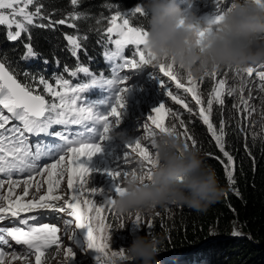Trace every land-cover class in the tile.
I'll list each match as a JSON object with an SVG mask.
<instances>
[{
  "label": "snow or ice",
  "instance_id": "obj_1",
  "mask_svg": "<svg viewBox=\"0 0 264 264\" xmlns=\"http://www.w3.org/2000/svg\"><path fill=\"white\" fill-rule=\"evenodd\" d=\"M35 0H0V25H6L9 29L8 39L12 41L18 40L22 32H27L28 26L33 25L34 18L41 17L42 5L38 3L34 11H29V6L33 5ZM256 3H264V0H255ZM215 12L211 17L205 18L206 27L193 26L197 29L199 44L206 33L212 30L213 25H217L223 19L226 11L230 10L232 3L229 5V0H214ZM72 5L77 4V0H71ZM139 14L145 16L142 6L135 7L133 15ZM22 18V19H18ZM120 13L111 17V25L106 30V35L113 44L114 50L107 52V59H123L122 64H118V68L134 70L142 66L151 65L153 68L159 69V72L170 81L175 82L177 89H183L186 93L191 94V99L196 105H199L197 113L203 124L207 126V131L214 139L219 151L226 158V162L219 157H215L224 167L225 174L229 184H233V173L235 171L234 157L225 148V121H220L217 128L212 122V112L214 101L220 105L224 104V94L226 80L219 79L214 86L212 93L206 101L199 91L198 79L186 74L187 86L182 82L181 69L174 63H154V58L148 53L143 45L147 36V31L143 26H132L129 18L121 17L122 23L117 24V18ZM64 24L65 21H59ZM183 23V20L181 21ZM15 27V31L11 29ZM44 26V25H41ZM113 36L116 38L113 39ZM72 48V54L75 56L81 48L79 40L73 36L66 37ZM129 46H134L133 56H138L139 59H125L124 52ZM37 53L34 52L31 44L27 45L26 57H34ZM78 73H83L86 76H91L90 83H79L76 86H71L68 79L63 77L56 79L55 84L48 80L40 78L39 85L43 86L46 93L53 98L52 102L45 99L44 95L35 94L34 90L29 86L19 82L4 63H0V174L7 177V180L0 179V189H3L5 184L8 185L7 194L0 195V222L16 221L24 227H0V233L6 234L17 245L24 246L23 253L15 251L7 252L0 248V260L5 255H11V261L18 259H29L34 256V264H45L48 259L47 253L55 247L56 250H61L63 238L60 233V228L55 223L41 222L43 217L48 214H63L67 213L69 219H64L65 231L71 230L68 236L69 241H73L76 246L83 251H91L95 253V264H118L120 261H127V257L123 248L113 251L110 245L111 237L108 234L106 225L105 212L110 209L105 206H97L93 199L87 198L88 195L95 196L97 188H92L91 192L86 191V184L91 169L81 163L83 157L91 158L95 154L102 151L101 142L109 139L114 127L120 123L121 109L125 105V92L127 91L126 83L128 76L124 75L122 79L116 75L112 79L96 77L90 73L88 67L79 66L76 70L71 71L70 75L76 77ZM236 73L241 79L238 88H228L227 95L231 96L235 92L243 93L245 86L248 83L245 76L251 78L254 74L253 67L247 69L236 68ZM216 70L206 74L205 76L216 77ZM255 76L260 81V88L264 90V71L255 72ZM159 81L161 89L170 87L166 85L163 79L154 76ZM200 79H203L201 77ZM123 85V86H121ZM94 86H106L113 91V95L106 100L98 102L86 101L82 96L87 90ZM167 95L176 102L182 105L189 114L193 109L185 102L183 98L173 94V91L168 90ZM241 105H244L243 96L240 97ZM109 105L106 111H102L103 105ZM6 110L8 114L5 115ZM179 114L172 112L166 108L164 103H159L155 106L146 120L149 123H142L139 132H143V140L148 141L147 144L141 142V139H135L126 143V147L135 153L140 161L143 162L141 171L150 174L151 168L154 165V148L155 136L161 132L176 131L175 127L166 126V118H178ZM18 121L19 126L13 124L12 127H6L10 121ZM180 125L184 126V121L180 119ZM53 125H61L67 128L70 125L82 126V131L71 133L74 137L69 138L65 132L57 131L55 137H59L64 143L55 145L43 155L49 158H54L60 152L59 159L55 162L45 165L43 168H38L36 161L40 159L42 153L39 146L33 152L29 146L27 134L39 135L41 133L50 134L49 129ZM187 132L185 128V133ZM87 137V139H85ZM98 137V139H97ZM190 140L192 145H196V140L190 135H185L186 146ZM70 154V155H69ZM67 157V160H66ZM125 162L127 157H124ZM108 175L112 177L114 184L104 198L108 205L109 200L115 195L121 194L124 191L123 183L129 174H136V170L121 171L120 167L115 169H107ZM33 173L35 175L46 174L44 183L47 185V190L44 194L39 195L41 191V183H30L32 175L23 181L22 195H15L14 188L19 187L20 181L13 179L14 174L18 173ZM67 173V188L71 191L69 196L57 194L61 187V181ZM143 178V177H142ZM35 189L30 199H25L30 195V188ZM102 190L99 189V193ZM114 191L115 195L111 192ZM62 202V206L58 204ZM22 213L30 215L21 218ZM134 224L142 225L141 215L136 213ZM123 227V224H121ZM149 229L151 224L148 225ZM86 229L84 235V246H80L78 239V230ZM0 234V244L8 245L9 241L5 235ZM77 253L73 247H67L65 252L66 264H73Z\"/></svg>",
  "mask_w": 264,
  "mask_h": 264
},
{
  "label": "trees",
  "instance_id": "obj_2",
  "mask_svg": "<svg viewBox=\"0 0 264 264\" xmlns=\"http://www.w3.org/2000/svg\"><path fill=\"white\" fill-rule=\"evenodd\" d=\"M37 3L42 5L41 17L34 18L18 40L8 39L7 27L0 25V60L22 84L40 94L35 86L40 78L55 82L63 77L72 82L77 78L70 73L79 66L108 79L116 75L121 78L125 69L117 65L123 59L109 60L105 55L115 47L106 30L117 13L127 14L133 26L144 27V16L133 15L142 0H77L76 5L71 0H35L32 11ZM61 20L65 23L60 24ZM67 36L81 44L75 56ZM29 44L37 53L34 57H26ZM133 51L134 46L126 48L124 58L138 60ZM135 85L146 86L141 81ZM106 99L100 94L93 97ZM222 120L226 125L225 148L235 160V182L229 184L223 165L215 159L226 162L206 125L191 122L188 128L192 138L203 150L206 164L215 170L223 194L205 213L174 205L172 213L169 209L164 218L151 222V233L161 240L158 264H264V107L248 117L235 104L215 105L212 122L218 128ZM29 146L50 149L46 142ZM234 227L242 233H232Z\"/></svg>",
  "mask_w": 264,
  "mask_h": 264
},
{
  "label": "clouds",
  "instance_id": "obj_3",
  "mask_svg": "<svg viewBox=\"0 0 264 264\" xmlns=\"http://www.w3.org/2000/svg\"><path fill=\"white\" fill-rule=\"evenodd\" d=\"M190 6L191 0L187 4L182 0H142L147 31L143 47L152 55L154 63H174L194 78L226 66L247 69L264 65V3L233 0L221 22L213 25L199 44L197 29L193 26L206 27V21L188 11ZM111 136L125 144L132 139L124 132L112 131ZM154 140V165L150 174L141 171L143 162L139 161V170L135 175L130 173L124 181V191L109 200L113 209L124 215L134 210L151 214L158 207L182 205L200 213L207 212L222 196L223 189L215 170L206 164L201 147L186 146L176 131L158 133ZM160 245L158 236L136 233L124 249L127 261L158 264ZM55 251L59 264H66L61 251ZM0 264H31V261L12 262L9 254ZM45 264H49L48 259Z\"/></svg>",
  "mask_w": 264,
  "mask_h": 264
},
{
  "label": "rangeland",
  "instance_id": "obj_4",
  "mask_svg": "<svg viewBox=\"0 0 264 264\" xmlns=\"http://www.w3.org/2000/svg\"><path fill=\"white\" fill-rule=\"evenodd\" d=\"M232 2L233 0H229L228 6H230ZM182 3L187 4V0H182ZM30 6H29V11H32ZM187 10L190 12H194L197 15V17L205 19L207 17H211L212 14L215 12V3L214 0H191V6ZM121 17L128 18L127 14L118 17L117 24L122 23ZM18 19H22V18L18 17ZM15 30L16 29L13 26L11 31L14 32ZM114 38L116 37L113 36V39ZM137 58L139 59L138 56ZM252 67L254 69L253 77L251 78L247 76L244 77L245 80L248 81V83L245 86L244 92L240 93L237 91L233 93L231 96L227 95V89L238 88V86L241 83V79L236 73V68L226 66L216 70L218 74L216 77L203 76V79H200L201 77L197 78L199 84V91L201 92L202 97L205 100V106H206V101L209 98L210 94L212 93V90L216 85V83L218 82V80L225 79L227 83L225 86V94L223 97L225 101L224 104H226V102L235 104L239 109L240 113L248 117L253 116L256 112L258 113L261 107L264 105V90H261L260 81L258 77L255 76V72L264 71V65L257 64ZM152 72H154L155 76L159 77L160 79H163L166 85H169L170 87L161 89L159 85V81L156 80L154 76L152 78L147 76V74H150ZM90 73L98 78L103 77L105 79H108L104 76L94 74L91 71ZM122 74L123 75L121 76V79L124 75H127L129 77L126 83L127 91L125 92V96H124L125 105L121 109L120 123L114 127L113 131L126 133L128 137L132 138L130 141H134L135 139H141L142 143L147 144L148 141L143 140V132H139V128L142 127L143 122L149 123L146 120V118L151 113L152 109L155 106H158L159 103H164L166 108H169L171 109L172 112L179 114L178 118L176 119L170 117L166 118V126L168 127L174 126L176 132L179 135H181V137L184 140H185V135H190L192 137L191 132L188 128L191 122L198 121L200 123H203L202 120H200L197 115L200 106L196 105L195 102L191 99V94L186 93L183 89H177L175 87V82L170 81L168 78L164 77L163 74L159 72L158 67L153 68L151 65H149V66H142L134 70L125 69V71H123ZM140 76H144V77L139 79ZM72 78H77L76 80L70 82L71 86L74 87L79 83H90L92 77L80 73L76 77H72ZM181 78H182V82L185 83V85L187 86L186 73H184L183 71H181ZM137 79L140 80L141 82H145L147 86L144 88L140 86H135V82L137 81ZM49 83L53 84V87H56L57 90H59L55 82H49ZM35 86L36 89L40 91V94L45 96L46 100L52 102L53 98L50 96V94L44 91L42 85L35 83ZM168 90L173 91V94L183 98L185 102L188 103L189 106L193 109V112L189 114L187 110L183 108L182 105L176 104V102L173 101L167 95ZM96 94H100L101 96H106V98H108L112 96L114 93L111 89H108L106 86H94L89 90H87L84 94H82V96L86 99V101L98 102V100H93V97ZM241 96H243L244 101L246 102L244 105H241V101H240ZM215 105L220 107L223 106L214 101L213 107ZM101 107H102L101 109L102 111H106L109 105L105 104ZM0 109H2V106H0ZM3 111L5 115H10L7 113L6 110ZM180 119H182L185 122L184 126L180 125L179 122ZM13 124L19 126V122L13 120L10 121L9 125H6V127H12ZM185 128L187 130L186 133H185ZM82 130H83L82 126L79 125H70L67 128L61 125H53L52 128L49 129V133H51L52 135L41 133L37 136L26 133V136L28 137L29 144L31 145L35 144L36 142H46L48 145H50V148H52L55 145L64 143L59 137L54 136L55 132L57 131L65 132V134H68L69 138L72 139L74 137L71 135V133ZM85 139H87V137H85ZM187 142L191 144L190 140H188ZM101 144H102L101 152L95 154L91 158L83 157L81 159V163L85 164L89 169H91L89 177L87 178L88 182L86 184V191L90 193L92 188H97L98 190L95 196L88 195L87 198L95 200L97 206L103 205L106 208L110 209V211L105 212L106 225H107L108 234L111 237L110 245L113 247L112 250L117 251L119 250V248L125 249V247L130 245L133 239V235L136 233L140 235H144L146 233L152 234L151 233L152 227L149 229L148 225L151 224L153 220L156 221L164 218L163 214H165L167 210L170 209L172 213L174 205L158 207L151 214H144L138 210L129 212L126 215L118 214L111 205L107 204L104 198V195L108 194L109 190L113 188V184H114L112 177L108 175V172L106 170L120 167L121 171H125V170L129 172H131L132 170L138 171L139 169L137 165L140 159L135 153L131 151V149L126 147V144L122 140H120L119 138H113L111 134L109 139L102 141ZM31 150L35 152V149L32 148ZM48 151L45 149L41 151L42 155L40 159L36 161L38 168H43L45 165L55 162V159H59V155L64 154L63 152H60L54 158H49L48 156L43 155V153H47ZM125 156L127 157L126 162L124 159ZM29 175H32V180L30 181V183L32 184H35L36 182L41 183V191L39 195H42L46 192L47 185L46 183H44V181L47 178L46 174L35 175L33 173L26 172V173L14 174L12 177L13 179L20 181L19 187L14 188L15 195H22L23 187H24L23 181L27 179ZM0 179L7 180V177L3 176V174H0ZM99 189L102 190L100 193H99ZM7 190H8V185L6 183L4 188L0 189V195L7 194ZM29 192H30L29 197H26L25 199H30L32 194L35 193L34 187L30 188ZM57 194H61L65 196H69L71 194V191L67 188V173H65L64 179L61 181V187L57 191ZM111 194L115 195L114 191H112ZM58 204L62 206V202H58ZM180 206L182 205H176L175 207H180ZM136 213H139L141 215V220H142L141 226H137L134 224ZM28 215L30 214L22 213L21 218H24ZM64 219H69L67 213H63V214L48 213L43 217L41 221L45 223H55L57 227L60 228L59 235H61L63 238V244L61 246L60 251L62 253L63 259L65 260V252L67 247H73V250L77 253L73 264H95V253L91 251L85 252L80 247L76 246L73 241L68 240V236L71 234V230H68L67 232L65 231V225L63 223ZM121 224H123V227H121ZM0 227L2 228L24 227L25 230H27V226L19 225L18 223H16L15 220H13L12 222H7V221L0 222ZM231 232L234 234L242 233V231L236 227H234L231 230ZM85 233H86V229H80L78 230L77 233L81 247L84 246ZM3 235H5V238L8 239L9 244L8 245L0 244V248H2L4 251L7 252H12V251H15L17 253L24 252L25 250L24 246L17 245L15 241H13L10 237H7L6 234ZM55 250H56L55 247H53L47 253L49 264H59L58 260L56 259ZM29 259L31 261V264H34V256L29 257ZM126 263L127 261L118 262V264H126Z\"/></svg>",
  "mask_w": 264,
  "mask_h": 264
},
{
  "label": "water",
  "instance_id": "obj_5",
  "mask_svg": "<svg viewBox=\"0 0 264 264\" xmlns=\"http://www.w3.org/2000/svg\"><path fill=\"white\" fill-rule=\"evenodd\" d=\"M0 63H3L1 60H0ZM5 67H6V65H5ZM7 68V67H6ZM9 70V69H8ZM10 71V70H9ZM11 72V71H10ZM12 73V72H11ZM13 74V73H12ZM14 75V74H13ZM18 80V79H17ZM19 81V80H18ZM20 82V81H19Z\"/></svg>",
  "mask_w": 264,
  "mask_h": 264
}]
</instances>
